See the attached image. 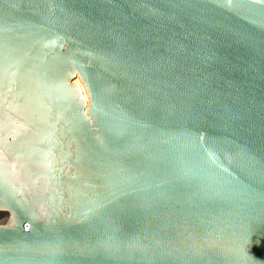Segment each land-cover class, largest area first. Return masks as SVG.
I'll return each mask as SVG.
<instances>
[{
    "label": "water",
    "instance_id": "obj_1",
    "mask_svg": "<svg viewBox=\"0 0 264 264\" xmlns=\"http://www.w3.org/2000/svg\"><path fill=\"white\" fill-rule=\"evenodd\" d=\"M0 264H264V0H0Z\"/></svg>",
    "mask_w": 264,
    "mask_h": 264
}]
</instances>
